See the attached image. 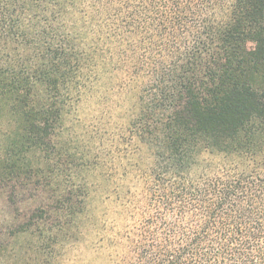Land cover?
Instances as JSON below:
<instances>
[{
	"label": "trees",
	"instance_id": "trees-1",
	"mask_svg": "<svg viewBox=\"0 0 264 264\" xmlns=\"http://www.w3.org/2000/svg\"><path fill=\"white\" fill-rule=\"evenodd\" d=\"M0 120L28 264H264V0H0Z\"/></svg>",
	"mask_w": 264,
	"mask_h": 264
},
{
	"label": "rangeland",
	"instance_id": "rangeland-1",
	"mask_svg": "<svg viewBox=\"0 0 264 264\" xmlns=\"http://www.w3.org/2000/svg\"><path fill=\"white\" fill-rule=\"evenodd\" d=\"M252 47L253 43L247 42L246 48L251 49ZM92 109L93 106L90 102H83L78 105L77 115L82 120L84 127L88 129L95 123L91 119L94 114ZM9 130L10 126L5 121L0 120V157L3 156V148L13 139V136L9 132L7 133ZM79 130H81L80 127L74 128L77 133L80 132ZM16 182L17 180L12 182L10 191L6 193L4 192L6 190L0 187V264H28L27 257L29 254L25 248L28 235L21 236L18 242L17 239H14L13 230L14 227L24 223V218L28 217L30 210L38 206L39 202L30 198L33 191L27 188H31V186L28 187V184L20 185ZM7 195L10 196L9 202L6 200ZM101 201L100 196L95 197L92 207L103 210L104 205ZM50 233L55 234L56 230Z\"/></svg>",
	"mask_w": 264,
	"mask_h": 264
}]
</instances>
